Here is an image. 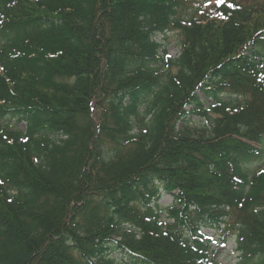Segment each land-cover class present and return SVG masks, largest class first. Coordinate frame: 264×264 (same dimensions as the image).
Listing matches in <instances>:
<instances>
[{
  "label": "trees",
  "instance_id": "obj_1",
  "mask_svg": "<svg viewBox=\"0 0 264 264\" xmlns=\"http://www.w3.org/2000/svg\"><path fill=\"white\" fill-rule=\"evenodd\" d=\"M0 121V264H264V0H0Z\"/></svg>",
  "mask_w": 264,
  "mask_h": 264
},
{
  "label": "rangeland",
  "instance_id": "obj_2",
  "mask_svg": "<svg viewBox=\"0 0 264 264\" xmlns=\"http://www.w3.org/2000/svg\"><path fill=\"white\" fill-rule=\"evenodd\" d=\"M198 2H203V1H208L211 4H215L219 2V0H196ZM155 40L157 41H162L166 43L167 47V54L170 57H176L179 53V37L176 31L174 32H168L166 34V37H162L161 35H157L155 37ZM198 96L200 97V101L203 105V108L207 107V101L204 99L203 93H198ZM188 109H191V107H188ZM202 110V109H201ZM200 111V108H196L195 112H191V114L187 117V124L190 127L193 128H202L205 127L208 124V120L204 118L202 115L198 114L197 112ZM16 121H11L9 124L14 127ZM2 123V121H0ZM18 127L21 129H25V124L24 123H19ZM261 161L252 163L250 165V168L255 169L256 167L260 166ZM173 202V197L169 194L162 193L160 200H159V205L161 207H166L169 206ZM204 233L208 236H211V242H210V247L211 250L213 251V256L215 261L218 264H236L238 261V254L236 249L235 242L233 239H229L226 241H222L219 236L214 234L213 231L209 229H205ZM118 257L119 253L117 254Z\"/></svg>",
  "mask_w": 264,
  "mask_h": 264
},
{
  "label": "snow or ice",
  "instance_id": "obj_3",
  "mask_svg": "<svg viewBox=\"0 0 264 264\" xmlns=\"http://www.w3.org/2000/svg\"><path fill=\"white\" fill-rule=\"evenodd\" d=\"M219 2H220V3H222V2H223V0H219ZM230 6H231V5H230Z\"/></svg>",
  "mask_w": 264,
  "mask_h": 264
}]
</instances>
